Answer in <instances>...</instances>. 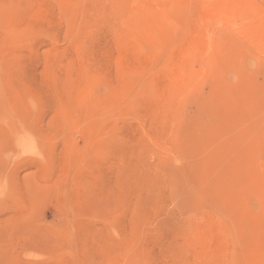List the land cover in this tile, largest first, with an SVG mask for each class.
<instances>
[{
	"label": "rangeland",
	"instance_id": "rangeland-1",
	"mask_svg": "<svg viewBox=\"0 0 264 264\" xmlns=\"http://www.w3.org/2000/svg\"><path fill=\"white\" fill-rule=\"evenodd\" d=\"M0 264H264V0H0Z\"/></svg>",
	"mask_w": 264,
	"mask_h": 264
}]
</instances>
